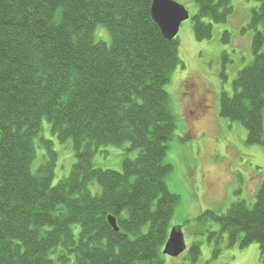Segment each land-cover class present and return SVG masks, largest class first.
<instances>
[{
	"label": "trees",
	"instance_id": "trees-1",
	"mask_svg": "<svg viewBox=\"0 0 264 264\" xmlns=\"http://www.w3.org/2000/svg\"><path fill=\"white\" fill-rule=\"evenodd\" d=\"M194 1L195 37L210 40L214 25L232 17V0ZM257 1L247 28L253 62L239 72L233 95L222 94L220 114L246 128L248 146L264 147V0ZM153 3L0 0V264H165L180 200L167 186L177 123L166 86L183 63ZM99 26L110 45L95 40ZM45 120L76 155L55 186L52 142L40 138L48 153L32 170ZM125 144L138 155H125L122 172L95 166L100 148ZM255 196L253 207L238 201L196 219L219 227L209 235L215 255L227 238L230 247L259 245L264 264V181ZM190 255L197 264L201 245Z\"/></svg>",
	"mask_w": 264,
	"mask_h": 264
},
{
	"label": "rangeland",
	"instance_id": "rangeland-1",
	"mask_svg": "<svg viewBox=\"0 0 264 264\" xmlns=\"http://www.w3.org/2000/svg\"><path fill=\"white\" fill-rule=\"evenodd\" d=\"M173 1L190 15L177 37L183 65L174 71L166 86L177 123L166 158L173 166L167 186L180 199L170 233L175 228L182 229L186 250L179 257L164 255V262L191 264L190 250L194 244H200L201 256L197 264H262L259 245L244 249L239 245L230 247L227 238L215 255L216 241L210 242L209 235L219 227L196 222L206 211L224 214L238 201L253 207L255 195L264 181V147L248 146L246 128L220 114L222 94L233 95V82L239 72L253 62L254 33L247 28L252 11L260 2L232 0L234 13L228 22L214 25L212 39L198 41L194 31V19L198 14L195 1ZM226 33L229 37H225ZM95 40L110 45V33L99 26ZM224 53L228 55L227 61L223 59ZM40 138L52 142L58 155L55 186L70 175L76 163L73 142L61 143L45 120L40 137L35 141L37 157L32 165L33 172L45 162L48 153ZM129 148V144L102 147L94 156V164L103 170L122 172L125 155L132 159L138 155V151L128 152ZM93 190L97 192L98 187Z\"/></svg>",
	"mask_w": 264,
	"mask_h": 264
},
{
	"label": "water",
	"instance_id": "water-1",
	"mask_svg": "<svg viewBox=\"0 0 264 264\" xmlns=\"http://www.w3.org/2000/svg\"><path fill=\"white\" fill-rule=\"evenodd\" d=\"M152 15L169 41H173L178 37L182 24L190 19L188 11L173 0H154ZM109 222L118 232L116 219L109 217ZM185 250L186 244L182 229H173L164 247L163 254L179 257Z\"/></svg>",
	"mask_w": 264,
	"mask_h": 264
},
{
	"label": "bare ground",
	"instance_id": "bare-ground-1",
	"mask_svg": "<svg viewBox=\"0 0 264 264\" xmlns=\"http://www.w3.org/2000/svg\"><path fill=\"white\" fill-rule=\"evenodd\" d=\"M175 40V39H174Z\"/></svg>",
	"mask_w": 264,
	"mask_h": 264
}]
</instances>
